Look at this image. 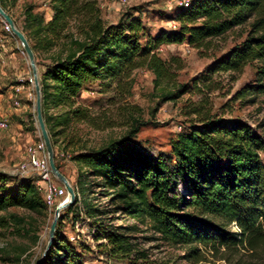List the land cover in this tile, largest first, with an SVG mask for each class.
Masks as SVG:
<instances>
[{"label": "trees", "instance_id": "16d2710c", "mask_svg": "<svg viewBox=\"0 0 264 264\" xmlns=\"http://www.w3.org/2000/svg\"><path fill=\"white\" fill-rule=\"evenodd\" d=\"M9 3L11 0H0L5 12ZM50 3L48 22L43 15L34 14L31 6L24 11L23 33L37 58L61 46L40 77L43 117L59 170L54 139L71 124L85 123L96 130L112 127L79 103L84 90L99 82L105 92L112 83L120 84L142 67L151 70L157 80L169 79L170 65L159 56L162 46L188 44L202 49L250 24L245 40L215 60L204 80L217 73L240 74L247 65L259 62L254 82L238 91L236 98L248 99V104L264 99V0H192L189 7L177 8V30L162 32L144 44L145 27L134 14L126 13L117 23L106 24L95 1ZM72 24L77 35L71 31ZM185 90L183 87L166 100L178 98ZM57 109L64 112L54 115ZM190 115L197 117V125L177 136L170 158L142 152L132 142V134L98 150L78 151L72 157L79 166L75 192L78 195L89 178L98 179L100 186L112 192L117 211L135 221H149L164 243L189 247L184 258L196 264L203 261L200 244L212 251L242 246L256 252L264 248V120L253 127L242 120L217 118L202 107L194 108ZM11 182L0 172V229L17 218L6 215L11 209L47 220L50 212L35 181ZM77 198L69 213L75 212ZM84 208L90 217L98 213L90 203ZM95 224V239L105 241L106 253L120 264H168L151 260L125 233ZM233 224L239 233L228 229ZM42 264L84 263L57 227Z\"/></svg>", "mask_w": 264, "mask_h": 264}, {"label": "rangeland", "instance_id": "374dc122", "mask_svg": "<svg viewBox=\"0 0 264 264\" xmlns=\"http://www.w3.org/2000/svg\"><path fill=\"white\" fill-rule=\"evenodd\" d=\"M85 1L97 3L100 17L106 24L117 23L126 13L139 17L145 27L144 35L141 36L143 44L162 32L179 28V22L175 21L178 13L176 0H128L126 6L113 5L111 0ZM29 6L33 7L34 14L43 15L46 22L52 16L50 0H11L6 12L21 32L25 27L24 11ZM5 27L0 17V37L9 41L11 54L32 73L26 54H22L19 40ZM249 29L250 24L236 28L202 49L188 44L162 46L159 56L170 65L169 79L157 80L151 70L142 67L133 71L130 78L120 84L112 83L110 88L104 89L105 92L99 82L92 83L79 97V103L88 107L95 116L112 124V127L96 130L85 123L71 124L66 133L54 139L56 149L73 157L80 150H98L112 140L132 134V142L142 152L170 158L171 145L177 136L197 125V117L190 115V112L198 107L210 110L217 118L242 120L256 127L264 120V99L260 98L256 104H248V99H237L236 93L254 82L261 63L247 65L240 74L217 73L210 76L209 81L204 80L209 75L211 64L239 46ZM71 31L77 35L75 24L71 25ZM60 50L61 46H57L38 54V58L35 56L39 81L45 67ZM12 81L10 78L8 83L14 84ZM183 87L187 90L180 92L178 98L166 100L168 95L178 93ZM8 90L0 89V95L9 99L11 91ZM21 97L22 106L26 101ZM35 102L36 99L28 103L29 110L10 117V129L0 138V172L10 177L11 185L30 178L21 174L18 168L25 161L28 148L42 140L36 120ZM11 106L16 108L12 100ZM63 112L62 109L53 111L57 116ZM262 158L264 163V156ZM58 165L60 172L69 178L75 190L78 164L72 160H59ZM74 175L72 181L70 178ZM98 183L99 180L95 178L85 181L79 189L80 193L77 195L75 192L78 197L75 212L69 213L68 208L65 209L61 213L64 221L61 224L58 221L57 225L68 243L75 247L84 264H120L106 253V248L102 246L106 242L95 239V223L125 233L139 251L148 253L151 260L168 264H196L184 258L189 247L170 246L159 239L149 221H135L124 212L117 211L116 204L112 202V192ZM86 203L98 210L95 217L85 214ZM9 214L17 218L9 227L0 229V264H36L47 246L54 214H49L47 220L22 209H11L6 215ZM228 229L240 232L234 224ZM198 247L203 261L197 264H264V248L255 252L242 246L220 248L218 251H212L201 244Z\"/></svg>", "mask_w": 264, "mask_h": 264}, {"label": "built area", "instance_id": "2783aa9c", "mask_svg": "<svg viewBox=\"0 0 264 264\" xmlns=\"http://www.w3.org/2000/svg\"><path fill=\"white\" fill-rule=\"evenodd\" d=\"M192 0H176L177 7L187 8ZM113 5L126 6L128 0H111ZM5 28L10 31L9 26L5 23ZM22 54H25L21 48ZM4 51V39L0 37V54ZM27 89V97L30 101L36 99L35 78L32 73L20 79V84L14 89L12 96L13 104L16 108L21 107L19 96L22 91ZM10 129L9 118L0 116V138ZM181 130V128H179ZM59 160H72V155L57 150ZM19 172L29 176L35 181V185L42 193L44 201L49 209L50 215L55 213L56 208L67 201L69 195L66 187L52 174L49 155L43 140H40L35 146L29 147L25 161L18 168ZM64 211V210H63ZM63 211L61 213H63ZM54 217V216H53Z\"/></svg>", "mask_w": 264, "mask_h": 264}, {"label": "water", "instance_id": "95a60500", "mask_svg": "<svg viewBox=\"0 0 264 264\" xmlns=\"http://www.w3.org/2000/svg\"><path fill=\"white\" fill-rule=\"evenodd\" d=\"M0 17L3 19V21L9 26L10 31L16 38L19 40L27 58L30 64V67L32 69V74L35 78V92H36V102H35V112H36V120L39 126L41 138L46 146L48 155H49V163H50V168L52 171V174L66 187L67 192H68V199L64 203L60 204L54 213V218L52 221V224L50 226V231H49V240L47 243V246L45 248L44 253L42 254L41 258L37 261L36 264H42L44 258L50 251L56 231H57V225L58 221L61 218V212L70 206L74 205L76 203V193L68 179L60 172V170L56 166V161H55V150L51 141V137L49 135V132L46 127V123L43 117V110H42V100H41V85L39 81V76H38V71H37V64H36V57L35 54L23 32H21L15 25V22L13 18L3 10V8L0 5Z\"/></svg>", "mask_w": 264, "mask_h": 264}, {"label": "crops", "instance_id": "0c3cea01", "mask_svg": "<svg viewBox=\"0 0 264 264\" xmlns=\"http://www.w3.org/2000/svg\"><path fill=\"white\" fill-rule=\"evenodd\" d=\"M29 74L30 73L28 71V68L26 69L24 65L20 63L13 54H11L9 41L4 40V51L0 54V89L3 88L6 91V89L8 88V91H11V95L9 96V99H7L4 95H0V116H4L10 119L13 114L18 115L23 110H29L28 103L30 102V100L27 97L28 88H25L21 93V98L25 99L26 104L22 105V108L20 107L15 109H13L11 106L14 89L20 84V79L22 77L28 76ZM10 78L13 79L12 82H14V84L8 83ZM67 179L68 181H70L69 178ZM70 179L74 181L75 175Z\"/></svg>", "mask_w": 264, "mask_h": 264}]
</instances>
